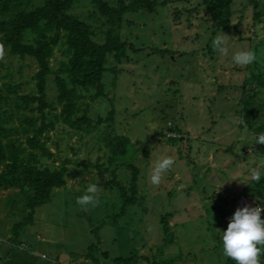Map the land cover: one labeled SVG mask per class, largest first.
<instances>
[{
    "label": "rangeland",
    "instance_id": "374dc122",
    "mask_svg": "<svg viewBox=\"0 0 264 264\" xmlns=\"http://www.w3.org/2000/svg\"><path fill=\"white\" fill-rule=\"evenodd\" d=\"M69 13L88 23L98 32L94 39L102 41L99 31L105 25H99L102 17L89 0H75ZM230 26L229 34L215 28L200 0H155L149 12L124 15L119 38L130 48L117 62L107 56L104 97L90 101L87 93L78 91L83 95L78 106L86 105L87 127L74 130L56 122L44 135L53 162L41 158L40 163L51 168L67 158L65 184L34 209L31 223L14 237L10 228L25 212L23 197L17 189H0V264H119L113 258L134 250L158 264H226L222 232L237 208L256 206L260 198L255 191L264 194V177L259 183L250 180V171L264 163V144H248L264 133V85L251 76L256 68L264 75V38L259 36L264 31V0H231ZM221 35L227 54L213 48L214 38ZM249 49L257 61L236 65L233 55ZM58 50L53 49L45 79L46 99L52 103L53 71L62 58ZM0 64L1 93L5 83L20 84L16 95L34 93L31 78L37 66L30 57L6 51ZM16 95L0 102L1 124L8 137L23 141L21 130L30 113L14 107ZM242 98L252 111L247 120L241 116ZM53 105L57 112L58 105ZM107 133L128 139L125 154L110 164L103 145ZM164 156L176 163L160 185L153 186L151 170ZM95 164L113 169L124 185L129 179L126 166L138 170L135 203L123 209L117 222L107 218L99 227L104 216L120 212L121 202L114 188L98 186L97 206L76 204L87 185L98 180ZM165 212L170 242L158 222ZM97 239L93 260L84 258L86 247Z\"/></svg>",
    "mask_w": 264,
    "mask_h": 264
},
{
    "label": "trees",
    "instance_id": "16d2710c",
    "mask_svg": "<svg viewBox=\"0 0 264 264\" xmlns=\"http://www.w3.org/2000/svg\"><path fill=\"white\" fill-rule=\"evenodd\" d=\"M33 1L0 0L1 43L8 54L17 58L30 57L37 66L31 78L34 82V93L16 95L20 84L11 83L3 85L4 94L0 91V102L7 101L8 95H16L14 107L30 113L21 130L23 141L18 137L7 136V128L1 124L3 112L0 113V189H17L23 197L25 209L20 220L11 225L10 231L13 237L23 226L31 223L34 209L48 203L52 191L65 184L67 158L61 159L57 166L51 168L40 163L41 158L53 162V155L46 147L47 137L44 135L53 129L56 122L74 130L83 128L82 125L87 127L86 105L82 108L78 106L77 103L83 97L78 91L87 93L90 101L104 97L102 77L107 71L105 66L107 56L117 62L124 58L126 47L130 48L129 44L119 38L124 15L139 10L149 12L155 3V0H115L113 4H108L105 0H89L96 13L102 17L99 25H105V28L99 31L102 34V41L98 42L94 39L98 32L85 21L69 13L75 0H42L37 5L33 4ZM230 3L231 0H200L215 28L224 34H229L231 30ZM54 48H59L58 52L62 57L56 62L52 78L56 91L54 103L58 105L57 112L54 111V103L46 99L45 93V79L51 71L49 58ZM116 71V69L112 71L113 77ZM251 73L252 77L259 78V83L264 85V75L261 70L256 68L255 74ZM242 101L244 106L241 116L247 120L248 114L252 111L248 109L246 99L242 98ZM79 111L81 114L76 115ZM49 113L52 117H48ZM111 117L112 108L108 111L105 120L110 121ZM171 129L176 130L175 126ZM168 140L173 142L175 139ZM127 144L126 137L107 133L103 138V145L108 152L106 163L110 164L117 156H123ZM94 167L98 177L96 184L102 188H114L121 202L120 212L104 216L97 227L103 225L107 218H110V223L114 224L123 215V209L132 206L136 201L138 170L133 165L126 166L129 170V179L124 185L116 179L113 169L102 167V164H95ZM105 173L109 176L105 177ZM254 193L260 198L255 200L257 206L264 201V194L261 195L258 191ZM244 198L252 199L248 194H245ZM168 215L166 212L163 213L158 222L162 233L170 242L172 236L167 226ZM261 215L264 218V212ZM97 242L98 239L95 245L90 244L86 247V252L82 255L84 258L93 260L90 255L97 250ZM102 254L105 256L104 251ZM113 260L119 264L123 262L140 264L142 260L147 261V264H158L154 258L138 256L136 250L127 257H115ZM164 263L166 262L160 260V264ZM72 264L78 263L72 262ZM226 264H235V262L228 258ZM261 264H264V254L261 255Z\"/></svg>",
    "mask_w": 264,
    "mask_h": 264
},
{
    "label": "clouds",
    "instance_id": "9594fccd",
    "mask_svg": "<svg viewBox=\"0 0 264 264\" xmlns=\"http://www.w3.org/2000/svg\"><path fill=\"white\" fill-rule=\"evenodd\" d=\"M259 36L264 38V31H261ZM212 43L214 50L227 54V41L224 36L215 37ZM5 55V46L0 43V61L5 59ZM233 61L240 67H246L257 61V54L251 49L239 51L233 55ZM252 139L253 142L248 143L250 146L264 144V133L258 134ZM175 163L176 161L172 156H164L158 159L151 170V184L159 186L163 175L169 172ZM262 177H264V163L250 171L251 181L259 183ZM222 185H218L216 191H219ZM100 191L101 189L97 184H88L85 193L76 198V204L81 208L97 206L100 202ZM262 212H264V201L255 207L245 205L242 208H237L230 218L226 230L222 232V254L234 261L235 264H261V255L264 254V218H262Z\"/></svg>",
    "mask_w": 264,
    "mask_h": 264
}]
</instances>
